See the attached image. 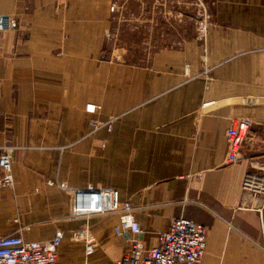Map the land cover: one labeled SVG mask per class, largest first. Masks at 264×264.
I'll list each match as a JSON object with an SVG mask.
<instances>
[{
  "label": "crops",
  "instance_id": "0c3cea01",
  "mask_svg": "<svg viewBox=\"0 0 264 264\" xmlns=\"http://www.w3.org/2000/svg\"><path fill=\"white\" fill-rule=\"evenodd\" d=\"M112 1L0 0L13 17L0 34V147L17 146L0 238L42 242L62 230L57 264H116L129 250L112 236L117 214L69 218L71 196L52 180L118 190L146 248L186 216L209 227L200 264H264V196L242 187L247 173H264V0H214L203 38L186 20L175 39L154 32L171 20L163 10L186 0H147L150 25L116 30ZM236 117L252 124L230 164ZM92 119L112 128L93 130ZM84 227L98 241L91 255L72 239Z\"/></svg>",
  "mask_w": 264,
  "mask_h": 264
},
{
  "label": "built area",
  "instance_id": "2783aa9c",
  "mask_svg": "<svg viewBox=\"0 0 264 264\" xmlns=\"http://www.w3.org/2000/svg\"><path fill=\"white\" fill-rule=\"evenodd\" d=\"M201 8L198 13L199 38L205 35V27L213 16L214 0H186L180 5V15L191 14L195 5ZM114 14L115 30L123 26L145 27L152 22V5L147 0H113L110 7ZM176 9V8H174ZM172 10V9H171ZM116 17V20H115ZM13 30V17L0 13V34ZM110 40V38H109ZM208 106V103L203 104ZM86 110L96 114L101 111L99 104L89 103ZM113 119L101 121L92 119L93 130L112 128ZM252 122L245 117L231 119L226 131L227 163L240 160L242 149L249 138ZM17 146L0 147V188L14 187L13 162ZM50 185H57L71 196V219H88L97 215L117 214L119 224L111 233L113 237L125 238L129 250L116 261V264H200L207 248L209 227L186 216L176 217L171 221L169 230L159 234V245L146 248L142 239L143 230L135 216V207L130 200L121 201L119 191L113 188H73L65 183L49 180ZM243 190L254 195L264 196V173L246 174ZM263 208V207H262ZM261 209L260 212H261ZM263 212V210H262ZM262 247L264 249V217L261 221ZM65 237L62 230L47 241L30 242L19 235L0 238V264H57L58 250ZM135 237V238H134ZM74 241L85 243L87 255L94 253L98 241L87 227L73 233Z\"/></svg>",
  "mask_w": 264,
  "mask_h": 264
},
{
  "label": "rangeland",
  "instance_id": "374dc122",
  "mask_svg": "<svg viewBox=\"0 0 264 264\" xmlns=\"http://www.w3.org/2000/svg\"><path fill=\"white\" fill-rule=\"evenodd\" d=\"M200 6L199 5H195L194 9L192 10V16L191 14H184V15H180L181 10L180 7H177L176 9H172V10H163V13L161 14L163 19H167V18H171L170 21L167 22L168 25H164L162 26V28H160V30H155V35L157 36V38L160 37L165 39V38H171V39H175V38H182L185 35L186 32V25L185 22L186 20H192L193 22V26L194 28L198 27V13L200 10ZM192 26V25H191ZM136 28V26H134ZM152 41V45H153ZM119 46H117L118 48L121 47L122 42H117ZM73 237V234H72ZM78 242H83V240L78 241Z\"/></svg>",
  "mask_w": 264,
  "mask_h": 264
}]
</instances>
